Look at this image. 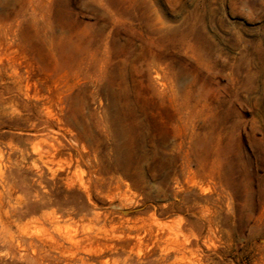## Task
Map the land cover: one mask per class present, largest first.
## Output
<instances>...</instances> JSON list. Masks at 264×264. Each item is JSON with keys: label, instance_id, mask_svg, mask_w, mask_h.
<instances>
[{"label": "rangeland", "instance_id": "rangeland-1", "mask_svg": "<svg viewBox=\"0 0 264 264\" xmlns=\"http://www.w3.org/2000/svg\"><path fill=\"white\" fill-rule=\"evenodd\" d=\"M178 260L264 264V0H0V264Z\"/></svg>", "mask_w": 264, "mask_h": 264}, {"label": "bare ground", "instance_id": "bare-ground-1", "mask_svg": "<svg viewBox=\"0 0 264 264\" xmlns=\"http://www.w3.org/2000/svg\"><path fill=\"white\" fill-rule=\"evenodd\" d=\"M124 211H126V210H124ZM156 218V217H155ZM153 221H154V219H153ZM154 223H155V221H154ZM173 224H172V221H165V222H159V223H157V226H158V228H150V230H149V234H150V236H152L154 239H155V241H157L158 243H161V242H163L164 241V236H165V234H164V229H165V227L167 228V227H169V226H172ZM209 231V230H208ZM191 232V231H190ZM202 233V232H201ZM193 235H194V233H192ZM210 234V233H209ZM209 234H207V237H208V235ZM205 235V234H204ZM183 236H185V235H183ZM186 237H188V235L187 236H185V238ZM193 237V236H192ZM202 237V236H201ZM197 239V238H196ZM188 240V241H187ZM186 241H187V243H189V241H190V239H187ZM198 240H199V238H198ZM203 240V239H202ZM206 241V239H205V237H204V242ZM184 242V241H183ZM198 242V241H197ZM200 242H202V241H200ZM199 242V243H200ZM208 241H206L204 244H206ZM198 244V243H197ZM201 244V243H200ZM183 246V245H182ZM181 247V246H180ZM182 249L180 250V248L179 249H176V251L179 253V251L180 252H184L185 250H184V248H189L187 245H186V242H185V245L183 246V247H181ZM194 249H195V247H193ZM197 248V247H196ZM209 248V247H208ZM191 249V248H190ZM192 250V249H191ZM198 250V249H197ZM189 252V251H188ZM194 253V252H193ZM198 253H199V251H198ZM190 254L191 253H189V255L188 256H190ZM195 254V253H194ZM187 256V257H188ZM192 256V255H191ZM181 257V256H180ZM209 257V256H208ZM193 258V257H192ZM195 259H196V257H195ZM198 259H199V257H198ZM191 260V259H190ZM189 260V261H190ZM180 261L181 260H178V261H176L174 264H180ZM192 262V261H191ZM198 262H199V260H198ZM198 262H197V264H198ZM193 263V262H192ZM195 263H196V261H195ZM204 264V263H203Z\"/></svg>", "mask_w": 264, "mask_h": 264}]
</instances>
